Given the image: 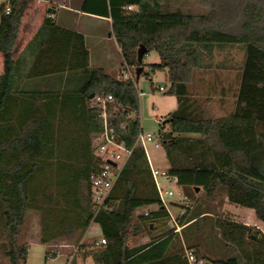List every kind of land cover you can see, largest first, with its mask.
I'll use <instances>...</instances> for the list:
<instances>
[{"label":"trees","instance_id":"16d2710c","mask_svg":"<svg viewBox=\"0 0 264 264\" xmlns=\"http://www.w3.org/2000/svg\"><path fill=\"white\" fill-rule=\"evenodd\" d=\"M175 1H83L81 10L111 18L123 65L133 73L128 79L123 76L125 70L115 76L104 67L92 66L84 34L59 25L48 11L24 57H33L32 74H55L60 87L56 92L24 94L15 93L20 64L14 48L30 0L2 3L0 207L9 230L11 264H27L29 246L20 244L18 237L28 210L40 212L41 242L46 245L78 231L83 237L92 223L98 224L106 243H95L88 251L86 244L79 247L95 264H189L184 231L193 226L199 229L210 211L198 206L196 213L191 211L194 206L188 209L182 223L189 224L182 233L173 229L154 233L156 221L169 218L161 207L148 217H134L137 208L160 204L148 156L137 144L142 124L136 73L138 66H144V60L138 61L142 45L147 54L158 52L160 61L149 64L147 73L143 67L141 75L166 72L170 84L166 91L178 101L162 121L169 128L160 122L156 133L169 162L168 172L179 177L181 186H195L197 181L208 194L226 189L231 201L252 207L264 222V149L255 152L245 145L254 126H264V0H200L208 8L205 12L174 8ZM227 46L244 49L234 108L227 115L207 118L190 95L189 83L194 71L204 67L205 54ZM92 93L113 95L107 105L109 127L132 150L109 204L99 210L92 200L91 176L100 170L101 161L92 141L104 123ZM260 140L264 143V135ZM142 232L151 241L131 245V237ZM259 242L264 245V238ZM186 247L205 264H245L238 256L211 258L196 245ZM47 255L55 256L49 249ZM255 260L261 262L264 257Z\"/></svg>","mask_w":264,"mask_h":264},{"label":"rangeland","instance_id":"374dc122","mask_svg":"<svg viewBox=\"0 0 264 264\" xmlns=\"http://www.w3.org/2000/svg\"><path fill=\"white\" fill-rule=\"evenodd\" d=\"M7 0H0L2 3ZM174 8L190 9L194 12H205L207 7L203 6L200 0H176ZM130 9H136L130 6ZM110 30H102L97 34H91L90 50L92 54L91 64L96 67H104L109 73L118 76L120 71L125 70L123 57L118 48L114 37L109 36ZM244 59V49L241 46L218 47L212 53L205 54L204 67L194 71L192 81L189 83V91L192 98L200 104L204 117H219L227 115L232 110L233 95L235 86L240 81L241 66ZM145 72H149V64L160 61L158 52L155 50L148 53L144 59ZM154 87L157 88H153ZM169 87L168 75L164 71L156 72L153 76L147 77L142 74L138 79V88L140 91V118L142 129L145 132L157 133L160 128V122L157 117L163 116L164 121L170 112L177 108L178 101L175 95L162 91L159 86ZM230 86V88H228ZM234 94V93H233ZM264 124V123H263ZM166 128H169L168 124ZM252 134H248L246 146L249 150L259 152L264 149L261 135H264V126L256 125ZM249 145V146H248ZM155 151L164 155L163 147L155 148L150 145V152ZM258 163V162H257ZM162 168V167H161ZM160 171L162 169H159ZM162 184L173 187L176 190L184 191L191 201L194 202L192 213H196L197 206L200 210L210 211V216L202 222L199 229L197 226L186 228L184 245H196L202 251V254L211 258L238 256L245 264H264V261H256V257H264V245L259 241L264 238V222L257 219L254 209L249 206L238 204L231 201L227 190H216L213 194H208L204 185L181 186L180 184L166 181L159 175ZM201 183V182H199ZM198 187L199 190H196ZM179 195L170 198L179 199ZM201 199L202 205L197 200ZM169 207L174 215L179 214V209L169 203ZM151 210L157 209V205H150ZM134 222V221H133ZM172 228L170 219L163 218L156 221V230L154 233L169 231ZM100 227L96 223L91 224V228L86 230L83 237L80 232L58 238L50 244L41 242V214L37 210H28L25 222L21 227L18 237L20 244H28L27 264H77L76 259H85L87 256L80 250V244H86L84 250L92 249L96 240L101 237L97 231ZM145 232L133 235L131 244L142 241L141 236ZM87 237H84V236ZM141 237V238H140ZM259 237H262L259 240ZM196 247V248H198ZM188 248V247H185ZM54 254L56 257H49ZM10 250L9 230L6 227L3 209L0 207V264H11L8 256ZM88 261L86 264H91ZM210 263V262H209ZM212 264V263H210Z\"/></svg>","mask_w":264,"mask_h":264},{"label":"built area","instance_id":"2783aa9c","mask_svg":"<svg viewBox=\"0 0 264 264\" xmlns=\"http://www.w3.org/2000/svg\"><path fill=\"white\" fill-rule=\"evenodd\" d=\"M130 8V7H129ZM10 11V7H6V12ZM123 76L125 79L133 77V73L130 68L124 71ZM159 89L166 91V86H159ZM113 100V95H101L95 94L92 98V102L95 106L101 108V115L103 117V130L96 133L93 137V150L94 154L101 161L100 170L96 171L91 176V188H92V200L95 207L99 210L102 207H106L109 204L110 194L113 189L115 182L117 181L120 171L128 158L130 157L132 150L129 149L125 143L120 142L113 129L109 127L108 124V112L107 105ZM159 122L164 120L163 116L157 117ZM137 144L142 146L149 159L150 145L155 148L161 147V142L154 132H145L143 129L137 136ZM152 174L157 185L160 204L157 207L166 210L169 214L170 223L174 232L182 233L184 227L189 223H182V217L187 213L188 209L194 206V202L185 194L182 190H176L173 187H168L162 184L159 180V175H162L166 181H171L172 183L179 184V177L176 175H171L168 170H159L153 166ZM175 195H179V199H170ZM169 203L175 205L179 209V214L174 215L169 207ZM152 213L151 208H137L134 212L135 220L140 217H148ZM141 243H148L151 241L150 236H142ZM97 244L106 243V239L101 237L96 240ZM185 256L189 264H205L203 259H198L194 250L191 248H185Z\"/></svg>","mask_w":264,"mask_h":264},{"label":"crops","instance_id":"0c3cea01","mask_svg":"<svg viewBox=\"0 0 264 264\" xmlns=\"http://www.w3.org/2000/svg\"><path fill=\"white\" fill-rule=\"evenodd\" d=\"M83 1L84 0H30V4L28 8L25 10L24 16L22 18L19 37L16 46L14 48L15 59L18 60L20 64V70L18 71L15 80V86L17 87L15 89L16 94H22V93L24 94V92L34 91V90H43V91L48 90V91L56 92L57 89L60 87L58 84L59 80L55 74L46 75V76L32 74L30 72V68L33 64V57L32 56L24 57V55L26 54L25 52L26 47L28 46L29 42L33 39V37L41 27L45 17L47 16L48 11H51L49 15L54 17L59 25L83 33L86 38V44L89 50H90L89 39L91 37V34H95V33L97 34L98 32L107 29L110 30L109 36L114 37V39L116 40L112 32L111 18L96 14H91L89 12H85L81 10ZM116 43L120 50L117 40ZM91 59H92V54L90 50V64H91ZM3 71H4V57L3 54L0 52V74H2ZM238 87H239V82H237V85L234 87L235 91L238 89ZM228 88H230V86ZM233 93L234 91L232 92L233 95L232 109L234 108V101H235V95ZM92 148H93V141H92ZM149 162L151 166L157 169L167 170L169 168V162L167 160L166 153L162 155L160 153H157V151H155L153 156V154L150 152ZM90 228L91 226L87 230H89ZM97 233H99V236L102 235L101 229L97 231ZM84 237L87 236L85 235ZM139 244L137 242L136 244H131V245L135 246ZM56 256H52V257H56ZM76 261L77 264H86L88 261L92 262L91 264H95L91 256H87L85 259L78 257Z\"/></svg>","mask_w":264,"mask_h":264},{"label":"water","instance_id":"95a60500","mask_svg":"<svg viewBox=\"0 0 264 264\" xmlns=\"http://www.w3.org/2000/svg\"><path fill=\"white\" fill-rule=\"evenodd\" d=\"M145 54H147V48H146L144 45H142V46H140V48H139V50H138V61H139V62H142V61H143V59H144V55H145ZM142 71H143V66H141V65L138 66V68H137V73H136V74H137V79L140 78ZM94 95H95V93H92V94L90 95V98H93ZM196 190H199L198 187H197ZM261 238H262V237H259V240H260Z\"/></svg>","mask_w":264,"mask_h":264}]
</instances>
